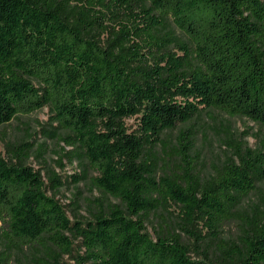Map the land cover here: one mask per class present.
<instances>
[{
	"label": "trees",
	"instance_id": "1",
	"mask_svg": "<svg viewBox=\"0 0 264 264\" xmlns=\"http://www.w3.org/2000/svg\"><path fill=\"white\" fill-rule=\"evenodd\" d=\"M45 106L93 184L120 203L98 204L82 227L23 165L28 149L0 154V264H24L14 259L24 248L48 250L44 264H209L171 227L147 232L171 202L178 229L201 242L193 224L208 229L210 264H264V198L235 210L264 181V134L256 148L227 143L233 157L207 178L195 173L190 130L179 131L172 174L158 178L147 158L164 131L205 109L264 127V0H0V127ZM50 182L62 186L55 173ZM241 216L238 242L223 240L222 223ZM70 236L84 254L64 263Z\"/></svg>",
	"mask_w": 264,
	"mask_h": 264
},
{
	"label": "rangeland",
	"instance_id": "2",
	"mask_svg": "<svg viewBox=\"0 0 264 264\" xmlns=\"http://www.w3.org/2000/svg\"><path fill=\"white\" fill-rule=\"evenodd\" d=\"M111 23V22H110ZM173 31L180 35L172 22L168 21L165 32ZM102 35L101 40L106 39ZM126 127L131 132L137 129V116L125 119ZM180 130L193 132V148L191 157L194 161L195 173L201 178L209 177L217 166L224 164L233 157L232 149L227 143L241 141L252 148L258 147L259 138L264 134V127L245 117H231L216 109H205L198 117L190 122L180 123L173 130H166L161 140L147 151V158L155 165L156 176L170 175L179 167L177 157V136ZM67 133L53 121L47 106L29 115L18 116L11 122L0 127V154L8 159L13 153H19L23 148L28 149L27 158L23 165L39 173L45 183V191L62 206L72 222L85 227L93 220L98 204H119L120 201L105 195L93 184L97 175L89 162L82 156L80 149L64 142ZM16 162V160H14ZM52 173L57 174L62 186L57 192L53 191L54 183L50 182ZM80 175V181H74V176ZM256 190L245 197L235 209L241 215L251 212L254 205L264 198V181L258 182ZM96 201V202H95ZM180 209L177 205L168 203L150 215L146 227L147 232L156 238L157 230L162 225L171 227L179 234L183 242L190 247V256L195 260L206 263L213 262L214 250L209 244L210 234L206 226L197 220L192 230L204 240L197 241L190 233L178 229ZM241 218H234L222 223L220 237L225 241L238 242L241 235ZM69 253H61V261L73 263L78 256H83L80 239H74ZM5 249L0 241V253ZM48 250L44 248H24L14 253V259L24 264H44L49 261ZM54 254V253H53ZM216 254V253H215ZM15 264V262H13Z\"/></svg>",
	"mask_w": 264,
	"mask_h": 264
}]
</instances>
